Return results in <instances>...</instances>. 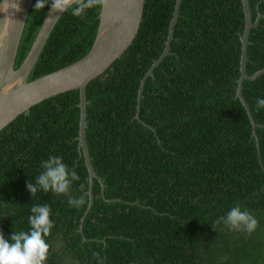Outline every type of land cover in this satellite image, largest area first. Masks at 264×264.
I'll return each mask as SVG.
<instances>
[{"label": "trees", "instance_id": "trees-1", "mask_svg": "<svg viewBox=\"0 0 264 264\" xmlns=\"http://www.w3.org/2000/svg\"><path fill=\"white\" fill-rule=\"evenodd\" d=\"M253 20L247 71L264 69V0H250ZM31 8L16 58H27L50 11ZM177 0H146L134 42L87 86V142L95 178L79 148L80 90L34 105L0 131V232L29 231L30 209L48 204L55 227L46 237V264H264V73L246 79L238 96L243 0H183L171 53H164ZM102 4L83 19L66 11L32 74L34 80L86 56L98 34ZM50 155L63 157L81 177L73 195L88 203L38 192L27 183ZM249 211L247 233L217 224L234 206ZM82 222L84 224L81 231ZM11 242V241H10Z\"/></svg>", "mask_w": 264, "mask_h": 264}, {"label": "water", "instance_id": "water-1", "mask_svg": "<svg viewBox=\"0 0 264 264\" xmlns=\"http://www.w3.org/2000/svg\"><path fill=\"white\" fill-rule=\"evenodd\" d=\"M21 10L10 9L9 17L0 12V131L16 120L21 114L29 113L31 108L45 99L58 94L80 90L81 122L79 148L84 154L90 172L91 196L90 206L83 222L94 203L93 186L95 178L99 179L103 187L102 177L95 170L87 142V86L89 83L106 72L134 42L141 28L146 0H103L100 14V24L96 41L90 52L82 59L65 66L57 71L30 80L31 74L62 15L66 12L49 11L44 24L24 63L16 68V58L23 37L25 26L33 6L34 0H20ZM183 0H177L176 9L170 25L169 37L164 53L155 61L145 78L139 93L137 118L140 119L141 100L147 79L154 75L155 69L171 53V43L174 38L175 27L180 16ZM246 14V27L242 36L243 48L241 57V78L238 86V96L246 106L257 136L260 125L252 113L251 107L243 93L246 79H256L264 73V69L255 75L247 71L248 48L252 28L257 27L263 14H259L256 21L250 0H243ZM81 231H83V224Z\"/></svg>", "mask_w": 264, "mask_h": 264}, {"label": "clouds", "instance_id": "clouds-1", "mask_svg": "<svg viewBox=\"0 0 264 264\" xmlns=\"http://www.w3.org/2000/svg\"><path fill=\"white\" fill-rule=\"evenodd\" d=\"M103 3V0H36V9L49 8L55 12L71 11V15L83 19L89 9ZM10 9L17 12L21 10L20 0H0V12L9 17ZM257 110L264 109V98L256 101ZM43 171L33 183L30 180L26 187L31 197L38 192H52L57 196L67 197L70 207L79 209L88 203L84 194V184L80 185L81 194L73 195V184L81 180L74 168H70L62 156L50 155L41 163ZM29 231H14L11 237H6L0 232V264H46L49 254V244L46 241L55 227L51 219L52 212L48 204L33 205L30 209ZM231 230L253 232L258 226V220L247 210H242L239 205L232 207L225 216L216 221ZM11 241V242H10Z\"/></svg>", "mask_w": 264, "mask_h": 264}]
</instances>
